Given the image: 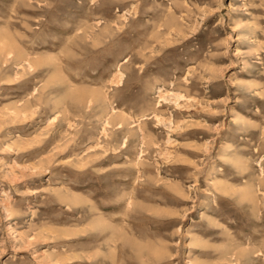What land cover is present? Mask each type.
Here are the masks:
<instances>
[{
	"label": "rangeland",
	"instance_id": "374dc122",
	"mask_svg": "<svg viewBox=\"0 0 264 264\" xmlns=\"http://www.w3.org/2000/svg\"><path fill=\"white\" fill-rule=\"evenodd\" d=\"M0 34L40 60L0 62V264H264V0H0Z\"/></svg>",
	"mask_w": 264,
	"mask_h": 264
},
{
	"label": "bare ground",
	"instance_id": "6f19581e",
	"mask_svg": "<svg viewBox=\"0 0 264 264\" xmlns=\"http://www.w3.org/2000/svg\"><path fill=\"white\" fill-rule=\"evenodd\" d=\"M11 55H13L12 57H14V59L16 58L15 60L18 59L20 60V62L26 61L28 65L27 67L29 68H36L37 65H40L39 59L26 56V53H24V51H21L20 47H18L15 41H13L9 36H6L5 34H0V62L2 60V57L5 59V62H8L11 59Z\"/></svg>",
	"mask_w": 264,
	"mask_h": 264
}]
</instances>
